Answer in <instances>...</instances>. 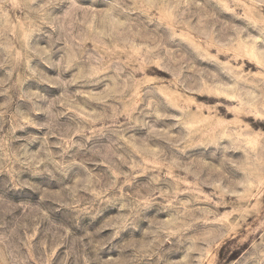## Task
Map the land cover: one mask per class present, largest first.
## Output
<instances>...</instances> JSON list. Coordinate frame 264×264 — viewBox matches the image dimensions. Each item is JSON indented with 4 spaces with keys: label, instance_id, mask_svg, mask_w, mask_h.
Wrapping results in <instances>:
<instances>
[{
    "label": "rangeland",
    "instance_id": "1",
    "mask_svg": "<svg viewBox=\"0 0 264 264\" xmlns=\"http://www.w3.org/2000/svg\"><path fill=\"white\" fill-rule=\"evenodd\" d=\"M14 229L28 264H264V0H0Z\"/></svg>",
    "mask_w": 264,
    "mask_h": 264
},
{
    "label": "clouds",
    "instance_id": "2",
    "mask_svg": "<svg viewBox=\"0 0 264 264\" xmlns=\"http://www.w3.org/2000/svg\"><path fill=\"white\" fill-rule=\"evenodd\" d=\"M51 179H57L52 173L48 174ZM55 211V209H53ZM42 216L45 214H41ZM38 226V223H37ZM67 235V229L64 230ZM60 239H63L61 237ZM11 241V242H10ZM27 241L22 239L18 230H13L11 237H0V264H28L30 257L25 256L23 259H18L13 255V252H19L22 246L27 245ZM38 264H46V261L41 258Z\"/></svg>",
    "mask_w": 264,
    "mask_h": 264
}]
</instances>
